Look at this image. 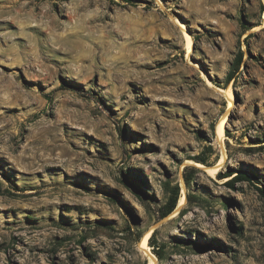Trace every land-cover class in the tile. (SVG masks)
Here are the masks:
<instances>
[{"label": "rangeland", "instance_id": "374dc122", "mask_svg": "<svg viewBox=\"0 0 264 264\" xmlns=\"http://www.w3.org/2000/svg\"><path fill=\"white\" fill-rule=\"evenodd\" d=\"M0 264H264V0H0Z\"/></svg>", "mask_w": 264, "mask_h": 264}, {"label": "trees", "instance_id": "16d2710c", "mask_svg": "<svg viewBox=\"0 0 264 264\" xmlns=\"http://www.w3.org/2000/svg\"><path fill=\"white\" fill-rule=\"evenodd\" d=\"M194 159H195L196 162H199V163H205V160H204L203 158H201V157H195ZM191 168L195 169V168H197V167H194V166H193V167H191ZM222 177H223V176H221V175L219 174V178H222ZM189 179H191V177H189ZM178 193H179V189H178V187H176V188L174 189L173 196L171 197V200H172V202H171V206L168 208V211H167V212H170V211L175 207L176 202H177ZM164 214H167V213L164 212Z\"/></svg>", "mask_w": 264, "mask_h": 264}, {"label": "bare ground", "instance_id": "6f19581e", "mask_svg": "<svg viewBox=\"0 0 264 264\" xmlns=\"http://www.w3.org/2000/svg\"><path fill=\"white\" fill-rule=\"evenodd\" d=\"M215 171H216V168H215V167L209 169V172H210V173H214ZM144 243H145V240L143 239V240H141L140 245H141V246H144Z\"/></svg>", "mask_w": 264, "mask_h": 264}]
</instances>
